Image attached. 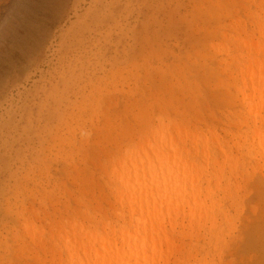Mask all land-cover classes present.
<instances>
[{
  "label": "rangeland",
  "instance_id": "374dc122",
  "mask_svg": "<svg viewBox=\"0 0 264 264\" xmlns=\"http://www.w3.org/2000/svg\"><path fill=\"white\" fill-rule=\"evenodd\" d=\"M262 20L264 0H0V264H65L55 225L114 219L110 160L161 115L212 130L238 162L217 192L232 224L213 240L168 226L169 264L190 248L200 264H264V162L235 68L244 40L264 44Z\"/></svg>",
  "mask_w": 264,
  "mask_h": 264
},
{
  "label": "bare ground",
  "instance_id": "6f19581e",
  "mask_svg": "<svg viewBox=\"0 0 264 264\" xmlns=\"http://www.w3.org/2000/svg\"><path fill=\"white\" fill-rule=\"evenodd\" d=\"M263 26L262 31L258 28L260 34ZM260 44L262 49L257 48ZM260 44L244 40L235 68L241 78L239 93L254 125L252 141L264 162V44ZM81 59L73 70L67 68L63 80L76 68L83 70ZM210 131L208 137L161 115L156 124L123 145L110 160L115 218L100 224L77 218L58 223L50 239L54 258H65V264H169L167 253L174 243L168 226L186 223L191 229H207L213 240L219 228L233 222L217 192L230 194L232 183L224 167L231 164L234 175L238 162L228 144ZM234 147L243 149L238 143ZM197 259V251L190 248L177 264H200Z\"/></svg>",
  "mask_w": 264,
  "mask_h": 264
}]
</instances>
